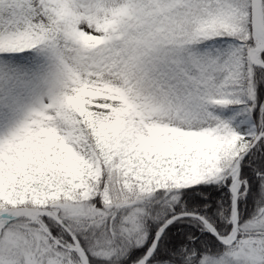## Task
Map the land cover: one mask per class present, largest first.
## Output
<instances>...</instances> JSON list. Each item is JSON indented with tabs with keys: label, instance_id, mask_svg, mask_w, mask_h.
Wrapping results in <instances>:
<instances>
[{
	"label": "snow or ice",
	"instance_id": "snow-or-ice-1",
	"mask_svg": "<svg viewBox=\"0 0 264 264\" xmlns=\"http://www.w3.org/2000/svg\"><path fill=\"white\" fill-rule=\"evenodd\" d=\"M0 264H264V0H0Z\"/></svg>",
	"mask_w": 264,
	"mask_h": 264
}]
</instances>
